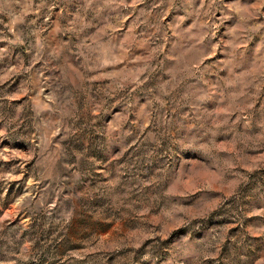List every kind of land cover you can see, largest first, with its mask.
Returning <instances> with one entry per match:
<instances>
[{
  "label": "rangeland",
  "instance_id": "obj_1",
  "mask_svg": "<svg viewBox=\"0 0 264 264\" xmlns=\"http://www.w3.org/2000/svg\"><path fill=\"white\" fill-rule=\"evenodd\" d=\"M0 264H264V0H0Z\"/></svg>",
  "mask_w": 264,
  "mask_h": 264
}]
</instances>
